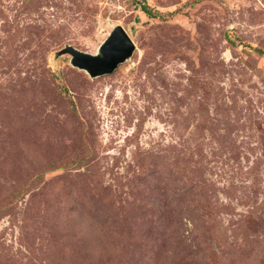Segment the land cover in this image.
<instances>
[{"label": "rangeland", "instance_id": "obj_1", "mask_svg": "<svg viewBox=\"0 0 264 264\" xmlns=\"http://www.w3.org/2000/svg\"><path fill=\"white\" fill-rule=\"evenodd\" d=\"M0 264H264V0H0Z\"/></svg>", "mask_w": 264, "mask_h": 264}, {"label": "water", "instance_id": "obj_2", "mask_svg": "<svg viewBox=\"0 0 264 264\" xmlns=\"http://www.w3.org/2000/svg\"><path fill=\"white\" fill-rule=\"evenodd\" d=\"M136 48L135 42L120 24L116 25L96 52H87L66 44L58 54H69L71 64L85 70L90 76L110 74L118 65L130 58Z\"/></svg>", "mask_w": 264, "mask_h": 264}, {"label": "trees", "instance_id": "obj_3", "mask_svg": "<svg viewBox=\"0 0 264 264\" xmlns=\"http://www.w3.org/2000/svg\"><path fill=\"white\" fill-rule=\"evenodd\" d=\"M142 10H143L144 12L148 13L149 15H151V11H150V9H149V7H148L147 4H144V5H143ZM227 39H228L231 43H234V40H233V38H232L230 35H227Z\"/></svg>", "mask_w": 264, "mask_h": 264}]
</instances>
